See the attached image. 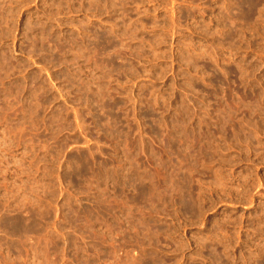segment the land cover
I'll return each instance as SVG.
<instances>
[{
    "label": "rangeland",
    "instance_id": "rangeland-1",
    "mask_svg": "<svg viewBox=\"0 0 264 264\" xmlns=\"http://www.w3.org/2000/svg\"><path fill=\"white\" fill-rule=\"evenodd\" d=\"M146 253L264 264V0H0V264Z\"/></svg>",
    "mask_w": 264,
    "mask_h": 264
},
{
    "label": "bare ground",
    "instance_id": "bare-ground-1",
    "mask_svg": "<svg viewBox=\"0 0 264 264\" xmlns=\"http://www.w3.org/2000/svg\"><path fill=\"white\" fill-rule=\"evenodd\" d=\"M58 46V44H56ZM88 84V83H87ZM179 146L175 145V151H178ZM198 150H201V148H198ZM195 157V156H194ZM139 167L140 164L137 163ZM157 166V165H156ZM190 173V172H189ZM87 175V171L83 169L79 173V177L85 181ZM96 179H102L105 178L103 174H96L95 176ZM130 181H133L135 179V176L129 177ZM111 180V177L108 178ZM115 183H113V186L116 188L117 186L120 185L118 179H112ZM126 186L128 187L129 185L126 183ZM132 186V185H131ZM190 186V182L188 179L181 178L179 174H177L174 177H168L165 175H162L160 178H156L153 175L148 176V182L145 185H140L139 188L136 190L137 191V196L133 198L134 202H140L142 200H147L145 201V207L143 210H149L152 211L151 206L157 202L156 197H159V203L160 201H163L164 199L169 197L168 201H165L168 207H172L174 210L178 211H185V212H190L194 210V201L190 198L188 195L186 189ZM162 187V188H161ZM165 187V188H164ZM172 194H176L179 196L178 199L173 200L171 197ZM15 253H18V251H14ZM150 254L146 253L145 257H143V262L145 264H149L151 259L149 260Z\"/></svg>",
    "mask_w": 264,
    "mask_h": 264
}]
</instances>
